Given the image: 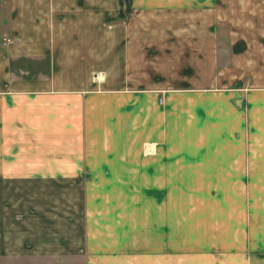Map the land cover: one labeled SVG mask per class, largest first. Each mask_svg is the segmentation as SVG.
<instances>
[{"label": "crops", "instance_id": "0c3cea01", "mask_svg": "<svg viewBox=\"0 0 264 264\" xmlns=\"http://www.w3.org/2000/svg\"><path fill=\"white\" fill-rule=\"evenodd\" d=\"M215 4L264 0H0V235L7 219L21 237L14 259L264 264V66L253 57L246 81L250 55L219 63L212 29L180 26L181 5H203L211 26ZM170 175L250 186L235 191L243 206L208 210L197 249L182 251L160 230L140 244L84 236L86 182Z\"/></svg>", "mask_w": 264, "mask_h": 264}, {"label": "rangeland", "instance_id": "374dc122", "mask_svg": "<svg viewBox=\"0 0 264 264\" xmlns=\"http://www.w3.org/2000/svg\"><path fill=\"white\" fill-rule=\"evenodd\" d=\"M110 0H103V8ZM236 1V0H234ZM196 8L200 11H196ZM184 6L181 5V13L188 17V22L181 24V27L188 26L195 22V30L214 32L215 57L219 63L227 62V58L239 50L245 54L247 61L244 63L246 70V81H251L250 71L254 70L252 66H264V5L240 6V5H214L215 14L213 24L210 26V20L203 17V5ZM168 28H175L178 24L170 23ZM207 29V30H205ZM196 45H200L205 37H198ZM169 43V39H167ZM238 46V48H237ZM245 49H242L244 48ZM257 59L252 65V58ZM252 65V66H251ZM174 106V105H173ZM178 108V107H177ZM175 107L172 108L174 110ZM181 109L190 110L187 107ZM184 111V112H185ZM183 112V113H184ZM175 117L172 121L182 128L189 126V118L184 115ZM169 119V118H167ZM184 146V144H182ZM147 149L151 154L155 148ZM150 150V152H149ZM166 150V149H165ZM163 150L162 152H164ZM165 152H168L165 151ZM183 154L188 153L182 149ZM150 177H156L150 174ZM169 178L167 181H132V182H86V215L84 236L87 238L99 236L101 238L128 237L140 241L146 236H158L160 230L162 236L171 241L179 242L178 248L197 249L202 247L205 242V234L202 232V223L205 216L213 211L214 206L221 205L222 201L230 205L243 206L244 197L235 191L248 189L250 183L233 182H211V181H175L176 176H163ZM261 188V187H259ZM264 189V184L262 188ZM215 190L227 191V198H215L212 194ZM251 190V189H250ZM254 190H258L254 187ZM234 197V198H233ZM239 200V201H238ZM235 202V203H233ZM226 204V205H227ZM162 206L160 210L158 206ZM161 218V223L157 221ZM155 219V220H154ZM237 221V218H235ZM125 221V226L119 224ZM143 221L147 227L143 228ZM239 227H243L238 222ZM6 237L0 235V264H58L51 263L48 258L36 257L34 259H14L13 255L21 252L19 246V237L15 230L9 227L7 219L4 222ZM84 226V227H85ZM125 229H133V233L126 235ZM143 230L145 232H143ZM18 237V238H17ZM18 240V245L15 244ZM199 244V245H196ZM205 248V247H204ZM200 250V249H199ZM199 250L197 252H199ZM16 256V255H15ZM4 257V258H2ZM70 264H84L78 261L76 257H69Z\"/></svg>", "mask_w": 264, "mask_h": 264}, {"label": "built area", "instance_id": "2783aa9c", "mask_svg": "<svg viewBox=\"0 0 264 264\" xmlns=\"http://www.w3.org/2000/svg\"><path fill=\"white\" fill-rule=\"evenodd\" d=\"M100 74H102V73H100ZM100 74H98V75H100ZM162 101H163V98L161 97V98H160V102H162Z\"/></svg>", "mask_w": 264, "mask_h": 264}]
</instances>
